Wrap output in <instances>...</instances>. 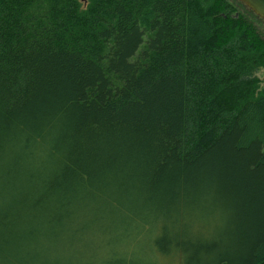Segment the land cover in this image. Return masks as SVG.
<instances>
[{
  "label": "trees",
  "instance_id": "trees-1",
  "mask_svg": "<svg viewBox=\"0 0 264 264\" xmlns=\"http://www.w3.org/2000/svg\"><path fill=\"white\" fill-rule=\"evenodd\" d=\"M255 20L238 0H0V264H264ZM92 230L112 238L89 261Z\"/></svg>",
  "mask_w": 264,
  "mask_h": 264
},
{
  "label": "rangeland",
  "instance_id": "rangeland-1",
  "mask_svg": "<svg viewBox=\"0 0 264 264\" xmlns=\"http://www.w3.org/2000/svg\"><path fill=\"white\" fill-rule=\"evenodd\" d=\"M254 28H256V30L259 32V34L262 35V37L264 38V23H261L257 20L254 21ZM257 76L259 77V79L261 81L264 82V70H260L257 73ZM95 211H94V216L91 215L89 218V222H93V220H98L97 217H95ZM93 219V220H91ZM88 222V224H89ZM91 227H98L97 225L91 226ZM102 230V229H101ZM103 231V230H102ZM112 235H103L98 234L97 230H92L90 233V236L87 237L85 243H84V252H85V258L89 261H94L96 259H98V257L101 255L102 253V249H103V243L108 240L111 239ZM167 264H171V261H167ZM173 264H176V261H173Z\"/></svg>",
  "mask_w": 264,
  "mask_h": 264
},
{
  "label": "water",
  "instance_id": "water-1",
  "mask_svg": "<svg viewBox=\"0 0 264 264\" xmlns=\"http://www.w3.org/2000/svg\"><path fill=\"white\" fill-rule=\"evenodd\" d=\"M264 22V0H238Z\"/></svg>",
  "mask_w": 264,
  "mask_h": 264
}]
</instances>
